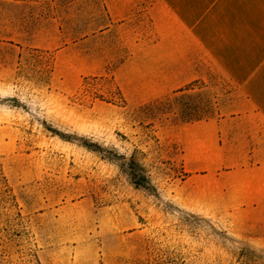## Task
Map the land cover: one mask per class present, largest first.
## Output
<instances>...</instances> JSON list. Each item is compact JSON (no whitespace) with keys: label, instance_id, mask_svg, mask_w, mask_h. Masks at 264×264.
<instances>
[{"label":"rangeland","instance_id":"rangeland-1","mask_svg":"<svg viewBox=\"0 0 264 264\" xmlns=\"http://www.w3.org/2000/svg\"><path fill=\"white\" fill-rule=\"evenodd\" d=\"M107 2L0 0V264H264L251 222L186 201L187 123L250 92L201 53L176 92L132 73L154 27Z\"/></svg>","mask_w":264,"mask_h":264},{"label":"crops","instance_id":"crops-1","mask_svg":"<svg viewBox=\"0 0 264 264\" xmlns=\"http://www.w3.org/2000/svg\"><path fill=\"white\" fill-rule=\"evenodd\" d=\"M110 15L144 19L155 48L132 73L161 76L176 92L195 76L197 54L214 56L251 102L189 121L187 206L221 221L251 222L264 237V0H108ZM114 8V10H112ZM127 14V15H126ZM145 58V59H144Z\"/></svg>","mask_w":264,"mask_h":264},{"label":"trees","instance_id":"trees-1","mask_svg":"<svg viewBox=\"0 0 264 264\" xmlns=\"http://www.w3.org/2000/svg\"><path fill=\"white\" fill-rule=\"evenodd\" d=\"M125 158V157H124ZM129 166L128 173L135 185L144 187L146 189H153L154 186L150 180L149 174L146 169L137 161L131 159L129 162H126Z\"/></svg>","mask_w":264,"mask_h":264}]
</instances>
